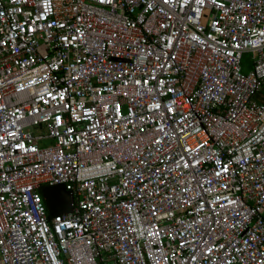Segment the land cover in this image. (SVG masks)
Returning <instances> with one entry per match:
<instances>
[{"label": "built area", "instance_id": "obj_1", "mask_svg": "<svg viewBox=\"0 0 264 264\" xmlns=\"http://www.w3.org/2000/svg\"><path fill=\"white\" fill-rule=\"evenodd\" d=\"M263 85L264 0H0V264H264Z\"/></svg>", "mask_w": 264, "mask_h": 264}, {"label": "water", "instance_id": "obj_2", "mask_svg": "<svg viewBox=\"0 0 264 264\" xmlns=\"http://www.w3.org/2000/svg\"><path fill=\"white\" fill-rule=\"evenodd\" d=\"M40 194L49 218L69 214L72 210L70 192L61 185L42 187Z\"/></svg>", "mask_w": 264, "mask_h": 264}, {"label": "rangeland", "instance_id": "obj_3", "mask_svg": "<svg viewBox=\"0 0 264 264\" xmlns=\"http://www.w3.org/2000/svg\"><path fill=\"white\" fill-rule=\"evenodd\" d=\"M252 62V55L249 52L241 54V60H240V67L242 69V73H245L251 65ZM260 97H264V85L262 89L260 90ZM50 141H46V144H48Z\"/></svg>", "mask_w": 264, "mask_h": 264}]
</instances>
